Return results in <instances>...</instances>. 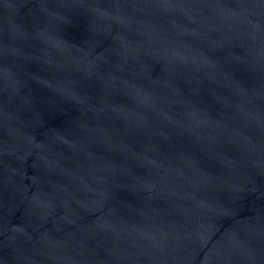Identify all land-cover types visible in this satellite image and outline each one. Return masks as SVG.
<instances>
[{
	"label": "water",
	"instance_id": "obj_1",
	"mask_svg": "<svg viewBox=\"0 0 264 264\" xmlns=\"http://www.w3.org/2000/svg\"><path fill=\"white\" fill-rule=\"evenodd\" d=\"M0 264H264V0H0Z\"/></svg>",
	"mask_w": 264,
	"mask_h": 264
}]
</instances>
